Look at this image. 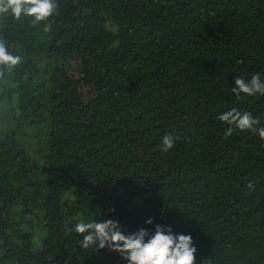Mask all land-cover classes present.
<instances>
[{
  "label": "trees",
  "instance_id": "trees-1",
  "mask_svg": "<svg viewBox=\"0 0 264 264\" xmlns=\"http://www.w3.org/2000/svg\"><path fill=\"white\" fill-rule=\"evenodd\" d=\"M55 3L0 16L21 57L0 66V264H126L72 231L107 219L190 235L195 264H264V140L218 119L264 127V95L231 91L264 81V0Z\"/></svg>",
  "mask_w": 264,
  "mask_h": 264
},
{
  "label": "clouds",
  "instance_id": "clouds-1",
  "mask_svg": "<svg viewBox=\"0 0 264 264\" xmlns=\"http://www.w3.org/2000/svg\"><path fill=\"white\" fill-rule=\"evenodd\" d=\"M55 0H0V16L11 14L16 19L22 15L31 17L33 24L47 20L56 10ZM21 63V57L8 52L6 45L0 41V66L14 68ZM0 75L3 72L0 71ZM237 99L241 94L254 96L264 95V81L259 74L252 75L249 80L242 76L235 79V87L231 89ZM230 127L227 135L235 129L240 131H255L261 140H264V127H257L258 118H253L249 113H241L233 108L218 117ZM175 137L165 135L161 140V147L168 151L174 147ZM247 187L252 188L249 183ZM146 223L151 224L149 219ZM76 234L82 235L79 242L82 249L100 251L107 249L116 253L126 264H195L196 249L192 244L190 235L173 234L170 228L155 227L153 233L146 229H138L136 232L126 234L115 220H93L91 222L80 221L72 229Z\"/></svg>",
  "mask_w": 264,
  "mask_h": 264
},
{
  "label": "rangeland",
  "instance_id": "rangeland-1",
  "mask_svg": "<svg viewBox=\"0 0 264 264\" xmlns=\"http://www.w3.org/2000/svg\"><path fill=\"white\" fill-rule=\"evenodd\" d=\"M5 126H6V122L4 120H0V128L7 129ZM33 139H34V134L32 133L24 134L25 144L30 146L33 145Z\"/></svg>",
  "mask_w": 264,
  "mask_h": 264
}]
</instances>
